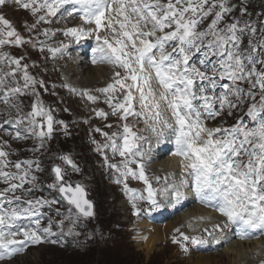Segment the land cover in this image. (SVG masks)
<instances>
[{
  "label": "snow or ice",
  "instance_id": "1",
  "mask_svg": "<svg viewBox=\"0 0 264 264\" xmlns=\"http://www.w3.org/2000/svg\"><path fill=\"white\" fill-rule=\"evenodd\" d=\"M7 2L0 0V6H6ZM12 3L36 17L29 31L79 13L83 24L62 30L63 35L77 41L95 36L97 47L93 51L98 54V62L120 69L113 73L111 83L97 89L105 95L104 102L111 112L94 111L102 119L118 116L124 121L118 125L122 131L109 134L95 128L105 143L95 140L93 143L107 167L118 174L115 182L124 183L126 192L132 194L134 209L137 200L146 202L149 210L159 208L158 193L161 199L179 203L188 191H193L201 203L214 207L225 218L222 224L204 229L202 235L189 236L176 230L179 238L174 237L173 243L185 252L189 244H207L206 237L217 245L227 244V238L222 240L214 233L223 234L230 225L243 233L241 239L249 238L246 235L249 232L264 234V25L257 29L252 22L235 18L226 22L232 11L227 0H12ZM209 17L212 18L205 26ZM48 31L45 29L43 35H48ZM102 32L105 34L101 35ZM245 34L248 44L242 48ZM26 42L31 41H26L11 21L0 15V102L6 105L18 96L28 95L29 89L38 97L37 85L45 88L43 81L28 74L27 65H21L22 57L13 58L2 51L6 45L20 46ZM48 51L55 55L61 49L48 48ZM18 74L24 81L22 85L16 78ZM218 88L223 90L220 94ZM82 95L93 103L99 100L87 91ZM244 104H248L247 121L241 119L231 127L207 126V121L214 120L225 109L232 115L233 109ZM11 106L16 108L17 118L5 123L17 127L15 139L31 136L38 141L33 152L40 151L45 141L52 139L54 123L64 125L63 121H54L51 109L39 99L24 115L19 114V105ZM130 116L150 124V130L158 137L167 130L174 138L175 154L183 158L184 175L179 181L169 185L165 177L162 189L153 188L142 162L143 138L127 123ZM20 125L24 126L23 131ZM64 127L66 130L67 126ZM5 147H10L8 142H0V183L6 185L0 189V261L23 252L28 244L44 243L54 226L64 230L66 220L75 224L70 210L55 225L49 219L47 226L41 227L42 209L57 201L23 199L35 191L37 177L33 173L41 171V162L26 160L13 164L8 157L15 153L5 151ZM108 151L113 158L119 155L121 161L110 163ZM58 159L78 171L69 156ZM133 164L135 169L131 167ZM10 166L15 171L7 170ZM52 171L56 183L50 187L58 190L77 213L91 216L92 204L83 186L73 187L65 181L60 166H54ZM129 176L146 185V197L128 188ZM155 179L159 183L161 178ZM56 214L60 215L59 210ZM134 214L139 215L140 210ZM27 218H35V227L21 231L17 222ZM68 232L71 234L72 228Z\"/></svg>",
  "mask_w": 264,
  "mask_h": 264
},
{
  "label": "rangeland",
  "instance_id": "2",
  "mask_svg": "<svg viewBox=\"0 0 264 264\" xmlns=\"http://www.w3.org/2000/svg\"><path fill=\"white\" fill-rule=\"evenodd\" d=\"M227 3L232 8V11L225 18L226 22L231 23L235 18L241 22L250 21L257 29L264 25V0H227ZM0 15L11 21L15 30L22 37L26 35V41H31L20 46L11 45L4 47L2 51L13 58L22 57L21 65L28 66V74L38 81H43L47 89L45 91V88L37 85L38 97L32 95V90L29 89L27 90L29 92L28 95L18 96L11 101V104L19 105V114L24 115L31 111V105L39 99L46 108L51 109L54 121H63L64 125L67 126L65 130L64 125L54 123L52 139L46 140L44 147L40 151L35 152L36 154L20 152L21 156L25 154V158L41 162L42 172L33 173L36 177L38 175L40 185L46 191L40 198L57 201V203L51 204L50 207L45 206V209H48V211L46 210L48 217L44 216L41 227H46L49 219H52L55 225L60 219L66 218L70 210L72 220L75 222L73 226L72 223L66 220L63 231L54 226L52 234L45 236L44 243H40L37 246L32 245V247L26 249L23 255L18 253L11 259H5V261L0 262V264H245L244 261L247 258V254L244 256L245 258H241L242 255H240L241 260H239L238 247L235 245L234 247L231 245L223 248L218 247L215 252L208 253L204 252V250L210 247L201 248L203 245L189 244L188 251L185 252L180 248L179 244L173 243V238H179V233L169 236L167 231L179 225L188 211H191L192 214L197 213L192 211L191 207L183 210L174 218L164 221L162 228L160 227L162 229L161 232H165L163 238L155 244H147L148 239L143 235L144 232L152 230V228H149L148 225L146 226L145 222L140 223L142 221V212L139 215L134 214L137 209H143L145 204L137 200L135 201L137 209L133 208L134 201L130 199L132 194L126 192L124 183L115 182L118 174L107 167L103 155L96 150V144L93 143L94 140L100 144L105 143L104 137L100 133L95 132V128H100L103 132L111 134L115 131H122V128H119L118 125L124 123V121H120L117 116L112 117L111 115L110 119L106 118L107 121L104 123L95 119V115L87 111V108L94 106L95 103L82 95L85 91H89L88 87L84 86L86 77L81 75L82 77H74L71 80L66 73L70 61L76 60L78 57H88L91 62L88 66L90 69L109 67L111 74L106 73L104 77H110V81L106 82L107 85L112 82L113 73L120 69L107 63L98 62V54L93 51L97 47L95 36L84 37L78 41L73 39V49L67 52V56L71 57V59L63 57L62 61H60L58 52L53 55L48 51V48H61L62 50L65 48L62 45H67L68 40L63 35L62 30L81 26L83 22L79 19V13H74L73 17L60 18L57 25L54 23L37 25L32 31H29V28L35 23L36 17L29 11H20L12 3V0H8L6 6H0ZM211 18L209 17L205 21V26L210 22ZM51 25L53 26L51 27ZM45 29L49 30L48 35H43ZM104 34V32L101 33V35ZM57 36L64 39L60 44L56 42ZM247 44L248 36L245 34L241 47H246ZM41 48L44 50L41 51ZM54 63H57L60 69V76L57 79L52 78L47 71L48 67ZM6 69L4 68V71ZM16 78L21 85L24 83L20 74ZM97 89H100V87L96 88V92H98ZM222 91L220 89L219 94ZM99 100L102 105L106 106L104 94L99 97ZM11 104L6 105L3 103L0 106V122L2 124H7L5 123L6 120L10 119L13 121L17 118L16 108L12 107ZM83 107L86 111H83ZM247 107L248 104H244L240 108L233 109L231 116L224 115L214 125L207 122V126H232L237 123V118L246 114ZM248 119L247 117L244 120L247 121ZM127 123L137 135L143 138L140 141L142 146L147 145L149 139L158 137L150 130V124L145 123L142 119L130 116ZM108 124H111L112 127H106ZM19 128L23 131L24 126L20 125ZM7 131L12 133V137L5 134ZM16 131L17 127L10 124L5 127V131L0 132V142L7 141L10 146L5 147V151H9L10 148H12V151H20L25 147V143L32 148L38 146V141L34 138L27 139L22 136L20 139H15ZM166 131L163 136L159 137L167 135L168 132ZM24 135H27V133ZM62 155L69 156L78 166V171H74L62 160L60 161L58 157ZM107 156L110 163L118 164L117 159L121 158L119 155H116L115 158L112 155L109 156L107 154ZM55 165H59L62 168L67 182H70L73 186L76 184L83 186L89 200L94 204L92 219H86L79 215L73 210L71 205L61 199L56 189L50 187V185L56 183L54 173H52V167ZM131 167L133 169L136 168L135 166ZM155 167L156 165H151L150 170L147 166L145 172L153 188L158 189L160 185L165 183V177L154 175L152 170ZM156 176L161 178L159 183L156 182ZM129 177L126 181L128 188L140 193L139 189L142 185L132 181ZM167 180L171 181V178L167 177ZM0 184L6 187L2 183ZM34 184L38 185L37 180ZM30 195L23 197V199H30ZM57 210H59L60 215L56 214ZM24 221L26 225L27 219H24ZM166 223L170 226L168 225V227L164 228ZM138 224L143 228H140ZM208 224L209 222L201 226L195 224L191 227L183 226L179 232L189 236L202 235L204 229L211 230L213 228L208 226ZM17 227L20 228L19 225ZM69 228H72L71 234L68 232ZM246 235L249 238L244 239L248 240L251 237L252 241H247L249 246H244L243 251L245 250L247 253L251 251L254 258H257L256 252L259 248H262L260 261L253 264H264V241L263 244L253 245L260 242L258 237L260 235L264 236V234L258 231L257 234L251 235L247 233ZM198 256L200 257L197 258ZM251 263L252 261L248 264Z\"/></svg>",
  "mask_w": 264,
  "mask_h": 264
},
{
  "label": "bare ground",
  "instance_id": "3",
  "mask_svg": "<svg viewBox=\"0 0 264 264\" xmlns=\"http://www.w3.org/2000/svg\"><path fill=\"white\" fill-rule=\"evenodd\" d=\"M52 26L53 25H51V27ZM67 38H68L69 44L71 45L73 43V38L72 37H67ZM56 39H57L56 42L59 43V44L64 40V39H62V38H60L58 36L56 37ZM63 57H64V53L61 51L60 61H62ZM90 64H91V62H90V59L88 57H83V58H79L78 57L76 60H71L70 61V63L67 66L66 73L69 75V77H70L71 80H73L74 77L78 78L79 76H81V75L83 76L84 75L86 77V79L84 80L85 81V85L84 86L88 87V90H89L87 92L89 94H91V95L93 94V96L101 97L103 94L101 95L100 92H96L95 90H96L97 87H100V89H101L102 87L107 86L106 82L110 81V79H109L110 77H108V78H104V77L106 76V73L111 74L110 73V69H109V67L97 68V69H90V68H88V66ZM47 71L50 73V75H51L52 78L57 79L60 76V69H59V65L57 63H54V64L50 65L48 67ZM219 90L220 89L218 88L217 89V92ZM82 102H83V100H82ZM82 109H83V111H86V109H84V107ZM101 109L104 110L105 112H108L107 109H106V106L102 105V102L100 100H98L97 102H95V105L94 106L88 107L87 108V111L92 112L96 116V113H95L94 110H101ZM169 116H170V114H169ZM107 119H110V115L107 117ZM0 131H1V129H0ZM175 153H176V148H175L174 152L171 153V156H170L171 160H169L167 162L165 161L163 163L158 164V166L160 167V171L156 170V173L166 172V171H171L172 173L173 172L176 173V170H177L178 173H179V175L181 174L182 171H180L179 169H177V167H179V165H181V163L183 162V158L181 156H179V155H176ZM179 175H178V177H179ZM4 187L5 186H3V185L0 184V188H4ZM188 196H189V194H188ZM163 200H165V199H163ZM197 200L199 201L198 198H197ZM184 201H185V197L179 203L184 202ZM173 203L178 204V203H176L174 201H173ZM202 205L203 206H208L216 214H219L218 211H216L214 209V207L209 206V205H207L205 203H202ZM192 211L199 212L198 214H195V217L196 216L197 217H200V216L203 217L204 216L205 218H207L204 221L195 223V225H200L201 226V225L206 224L207 222H211V224L214 223V222L216 224L217 223H221L222 216L220 214L218 215V217H216V216H214L213 214H210V213H207L206 214V213L202 212V210L200 211V209L198 207H193L192 208ZM188 212L185 214V216L182 215L183 216V219L181 220L182 221L181 224L184 227H186V224H187L188 220L192 217V212L191 211H188ZM139 224H138V226L140 227ZM147 225L149 227H152V230H148L147 232H144V235L143 234L142 235L145 236L148 239L147 240V244H150V243L155 244L159 240H161V238H163V235H164L165 232L164 233L161 232V230H162L161 228L162 227L159 228V227H156L155 225H150L149 223H146V226ZM168 225L169 224L166 223L164 225V228L165 227H168ZM191 226H193V225H191ZM191 226H187V227H191ZM140 228H143V227H140ZM170 229L167 231V233H169V235L172 234V233H174V232H177L176 230H172V228H170ZM188 231L189 230L187 228V232ZM235 234H236V232H235ZM139 238H141V237L139 236ZM146 238H144V239H146ZM263 241H264V239L260 240V242L254 243L253 245L256 244V246H257L259 244H263ZM234 245L238 247L237 250L239 252V254H238V259L239 260H241V258H243L247 254V258L244 261L245 264H248L251 261H252L251 264L256 263L257 261H260L262 248H259L257 250L256 254L258 256H257V258H254V256L252 255L251 251L249 253H247L245 250L243 251L244 246H249L248 244H243L241 242H238V243L232 242L231 243V246L234 247ZM240 255H242L241 258H240ZM199 257L200 256H198L197 258H199ZM253 258H254V260H253ZM242 260H244V259H242Z\"/></svg>",
  "mask_w": 264,
  "mask_h": 264
},
{
  "label": "water",
  "instance_id": "4",
  "mask_svg": "<svg viewBox=\"0 0 264 264\" xmlns=\"http://www.w3.org/2000/svg\"><path fill=\"white\" fill-rule=\"evenodd\" d=\"M67 201V200H66ZM91 211H92V209H91ZM89 217H91V216H89Z\"/></svg>",
  "mask_w": 264,
  "mask_h": 264
},
{
  "label": "trees",
  "instance_id": "5",
  "mask_svg": "<svg viewBox=\"0 0 264 264\" xmlns=\"http://www.w3.org/2000/svg\"><path fill=\"white\" fill-rule=\"evenodd\" d=\"M259 3H261V2H259ZM258 6H259V4H258Z\"/></svg>",
  "mask_w": 264,
  "mask_h": 264
}]
</instances>
